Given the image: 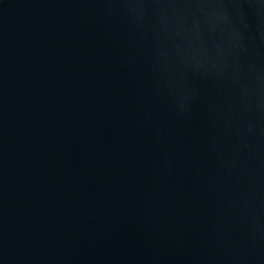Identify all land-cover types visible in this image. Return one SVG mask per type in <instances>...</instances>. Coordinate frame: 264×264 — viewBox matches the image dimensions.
<instances>
[{
	"label": "water",
	"instance_id": "water-1",
	"mask_svg": "<svg viewBox=\"0 0 264 264\" xmlns=\"http://www.w3.org/2000/svg\"><path fill=\"white\" fill-rule=\"evenodd\" d=\"M0 264H264V0H0Z\"/></svg>",
	"mask_w": 264,
	"mask_h": 264
}]
</instances>
